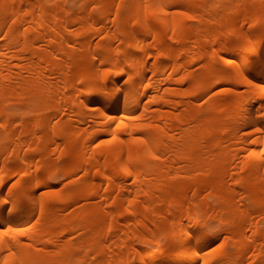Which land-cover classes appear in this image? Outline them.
<instances>
[{
  "label": "bare ground",
  "instance_id": "6f19581e",
  "mask_svg": "<svg viewBox=\"0 0 264 264\" xmlns=\"http://www.w3.org/2000/svg\"><path fill=\"white\" fill-rule=\"evenodd\" d=\"M0 231V264H264V0H0Z\"/></svg>",
  "mask_w": 264,
  "mask_h": 264
},
{
  "label": "snow or ice",
  "instance_id": "6c2138e0",
  "mask_svg": "<svg viewBox=\"0 0 264 264\" xmlns=\"http://www.w3.org/2000/svg\"><path fill=\"white\" fill-rule=\"evenodd\" d=\"M181 15H184L183 13H180ZM187 19H192V17H187ZM137 142H140V141H137ZM153 159H156L157 157H152ZM8 231H15L18 235H24V231L21 230V229H8ZM4 232L0 231V235H3Z\"/></svg>",
  "mask_w": 264,
  "mask_h": 264
}]
</instances>
